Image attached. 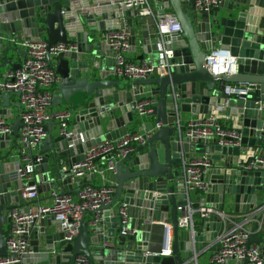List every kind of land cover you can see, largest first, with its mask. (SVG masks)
Returning <instances> with one entry per match:
<instances>
[{
    "label": "water",
    "instance_id": "1",
    "mask_svg": "<svg viewBox=\"0 0 264 264\" xmlns=\"http://www.w3.org/2000/svg\"><path fill=\"white\" fill-rule=\"evenodd\" d=\"M157 1L158 14H172L181 25V32L164 36L169 42L166 48L171 50L168 72L131 80L114 78L111 48L97 33L85 30L83 22L90 13L113 12L118 24L107 29H119L128 11L121 0H0V66L20 67L6 57L8 50L15 49L8 41L12 35L50 44H76L75 49L45 57L49 66L55 64L59 77L51 87V105L69 109L72 120L69 136L59 125L52 134L54 120L46 125L47 135L38 146L42 160L34 166L39 193L59 186L62 194H77L85 182L72 175L71 165L83 159L87 148L121 137L133 123L139 132L149 133L143 143L115 162L109 172L115 192L99 208L102 213L94 223L85 218L93 212L84 210L77 235L67 242L57 220L45 215L39 221L53 224L54 231L44 226L34 229L33 253L15 264H75L78 255L85 256L89 264H199L200 252L217 242L221 216L228 212L250 223L248 245H257L264 257V0H222L219 7L224 12L208 19L191 16L194 0H188L189 11L183 10L181 0ZM102 2L108 6L99 12L96 6ZM214 11L218 13L219 8ZM129 33L128 51L134 52L136 35L130 26ZM141 42L144 53H150L149 38ZM215 47L229 51L234 58L233 73L208 71L205 57ZM227 84L256 88L247 96L226 97L223 89ZM11 94H0L2 106ZM143 99L154 100L149 116L154 123L135 119L134 105ZM224 104L227 116L240 120L239 146L219 145L215 138L192 142L185 136L184 114L206 115ZM7 112L0 107V116L6 117ZM155 123H159L156 128ZM20 125L17 117L10 125L11 134H0V256L6 254V212L23 206L20 189L28 184L16 173L18 155L10 147ZM194 155L204 156L211 167L204 175L206 191L192 198L181 181V169ZM49 158L52 169H48ZM120 203L127 205V226L134 234L120 233ZM209 208L212 212L200 216L202 209ZM189 211L193 212L192 225L179 227V218ZM159 226L161 241L156 242ZM166 251L169 254L162 255ZM236 264L246 261L236 260Z\"/></svg>",
    "mask_w": 264,
    "mask_h": 264
},
{
    "label": "built area",
    "instance_id": "2",
    "mask_svg": "<svg viewBox=\"0 0 264 264\" xmlns=\"http://www.w3.org/2000/svg\"><path fill=\"white\" fill-rule=\"evenodd\" d=\"M155 0H121L127 10L132 11L138 17H150L154 20L155 34L158 40L161 59L158 63L153 60L133 62L128 60L126 54L129 43V20L127 16L121 18L119 29L105 33L104 41L109 45L114 57V72L117 77L136 79L151 76L157 73L168 72V58L171 50L166 48L165 35H173L181 32V25L172 14H158L151 6ZM188 2V0H181ZM222 0H194V11L198 14H209L219 7ZM11 42L26 51V55L17 69L7 70L0 76V93H17L20 103L19 117L21 125L18 131L17 152L19 164L16 168L18 177L25 181L27 186L20 189L24 206H15L6 212L8 222V235L6 238V254L0 256V264L21 263L25 255L33 253L28 236L34 225L45 215L50 214L57 220L61 228L63 239L71 241L78 232L79 222L84 210L93 212L89 222L94 223L102 211L99 208L112 200L115 192L113 184L102 182L100 185L85 183L76 198L69 194H62L57 189L50 191L51 202L49 204H33L38 197L37 184L34 182V166L42 160V154L38 152L40 142L46 137V125L50 120L57 121L62 133L66 136L69 132V110L49 112L51 105V87L58 82L59 77L55 69L46 62L47 55L55 56L59 52L76 48L74 42H56L50 44L45 40H26L22 37L11 36ZM206 66L210 73L220 75L234 72V58L229 51L220 48H212L205 57ZM256 87L252 84H227L223 89L226 97L231 95L247 96ZM153 99H143L134 105L139 118H146L152 114ZM225 105H219L205 116L190 119L186 123L185 136L190 141H204L215 138L219 145L239 146L241 140L240 129L224 124L228 120L225 113ZM155 123L154 127H158ZM0 134H11V126L0 116ZM144 134L139 131H128L115 140H104L90 146L84 152L81 161L71 165L73 176L80 179L87 175H100L113 170L117 160L131 152L136 144L144 142ZM253 152V151H252ZM248 150L249 154H253ZM246 164L245 167H249ZM211 167L206 158L193 159L183 164L182 183L188 192H205L206 183L204 175ZM105 180V179H104ZM25 208L27 210H25ZM212 209H202L200 216L204 217ZM193 212L189 211L179 218V227L192 225ZM118 219L122 224L121 234H134L135 230L128 227V210L125 203H120ZM243 217L221 216L222 230L218 236L219 249L214 255L213 264H226L228 259L246 261V264H264V257L255 244L248 245L249 229ZM109 245V243H104ZM169 251L162 255H168ZM75 264H89L83 255L75 258Z\"/></svg>",
    "mask_w": 264,
    "mask_h": 264
},
{
    "label": "crops",
    "instance_id": "3",
    "mask_svg": "<svg viewBox=\"0 0 264 264\" xmlns=\"http://www.w3.org/2000/svg\"><path fill=\"white\" fill-rule=\"evenodd\" d=\"M157 5H158V1L157 0L151 1L152 8L158 13V9L159 8H158ZM106 6H108V5L102 2L101 4L97 5L96 7H97V9H99V12H101L102 8H104ZM182 8H183L184 11H189L190 7L188 5V2H182ZM217 8H219V12L218 13L216 11H214V9H213L212 12L209 13V14H198V13H196L193 10L191 12V16H201V17H205L207 19L208 18H213L215 15H217V14L219 15L222 12H224V10H225L223 7H221V8L217 7ZM125 16L128 17L129 25H130V27H132L134 29L135 35H136V39H135V44H136L135 48L136 49H135L134 52L127 51L126 56H127L128 60L133 61V62H139L140 61L139 57L141 55H143V60H153L155 63H158L160 61L162 55H161V52L159 51L158 40H157V37H156V34H155L156 32H155L154 20L152 18L148 17V18H146L145 22H142V18L143 17L136 16L130 10L126 11ZM83 22H84L85 30H87L89 32H95V33H97L98 37L104 39L105 33L108 32L107 28L108 27L109 28L116 27V25L118 24V17H117V14L113 13V12L109 13V15L106 14V13H102L101 15H98V14H95V13H90V15H87L86 17H83ZM261 22L264 24V16L262 17ZM12 36H18V35H12ZM18 37H20V36H18ZM145 38H149V40H150L149 46L151 47V52L147 53V54L144 53V49H143L144 45L141 42V39H145ZM7 40L8 39L5 38L4 41H3V46H2V50H1L2 53H3V50L5 48V44H6ZM8 41L10 42V44L15 49L13 51L8 50L6 57L9 60H11L13 63L21 65L26 53L25 54L22 53V52L18 53L17 50H24V49L19 48L18 46L14 45L11 42L10 39ZM71 41H74V39H71ZM155 42H156L157 46L154 45ZM4 57L1 60V64H2V61H3ZM53 65H54L53 67H55V64H53ZM7 70H12V68L10 66L1 65L0 66V76H3ZM114 78L121 79L120 77H117L116 75H115ZM0 94H2V93H0ZM2 103H3V99L0 98V107H2V108L6 107L8 109V112H7L6 117H3V116H1V117L6 121V123L11 125L13 123V121L17 117H19L20 103H19V99H18V94L17 93H12L9 96V99H8L7 103H5V106H2ZM48 110H49V112H57V111H65L66 108H64L63 106L50 105ZM200 116H205V115H203V114H194V113L184 114L182 116V124L184 126H186V123L190 119H193V118H196V117H200ZM150 118L151 117H146L143 120H152ZM228 118H229L228 120H223L225 126L229 125V126H234V127H237V128L240 129V125L241 124H240V120L238 118H235V117L234 118L233 117H228ZM135 119H137L139 121H142V120L139 119V117L137 115H136ZM71 120H72V113H71V116L69 118V122ZM54 122L55 123L53 125H51L52 134H55L57 129H58L57 121H54ZM153 123H154V121H153ZM46 130H48L47 126H46ZM129 131H138L137 130V126L134 123L131 124L130 127H129ZM17 139H18V135L16 137L15 136L11 137L10 147L12 148V152L14 154H16V152H17ZM252 153L254 154L256 152H252ZM194 156H195L194 159L204 158V156H202V155H194ZM48 169H52V161H51L50 158H49V167H48ZM80 180L82 182L90 183L92 185H100L102 182L106 181L107 183L113 184V186H114V182H113V179H112L110 173L105 174V177H101L100 175H96V174L93 175V176L87 175L86 177H83ZM52 189H57V190L61 191L59 186H57V187H51L49 190L45 189L44 191H41L40 193L38 192V197H37V199L34 200L33 204H38V203L39 204H49L51 202L50 191ZM69 194L73 195L76 198V194H73V193H70V192H69ZM191 194H192V198H195V196L198 195V192H191ZM22 204L24 206L26 204V202L22 201ZM227 215L232 216V217L238 216L236 214H232L231 212H228ZM91 217H92V215L87 214L85 218H86L87 221H89L91 219ZM165 224H168V222L165 223ZM41 226H44L45 229L47 231H49V232L54 231V228H55V226L53 224L46 225L44 223H41V221H37V223L34 225L33 229H31V231H30V233H29V235L27 237L29 242L34 239L33 238L34 237V235H33L34 229H38ZM246 227L249 229L250 228V223H248ZM8 228H9V226H8V222H7V225H5V227H4L6 232L8 231ZM161 228L162 227L159 226L158 229H156V232H155V234H156L155 235L156 242H160L161 241V235H162ZM221 230H222V227H221V229L219 231V235H220ZM218 249H219L218 242L211 243V244L207 245L205 247V249L202 252H200V255L197 258L198 263L199 264H213L212 259H213L214 255L217 253ZM230 264H236V260L232 259Z\"/></svg>",
    "mask_w": 264,
    "mask_h": 264
},
{
    "label": "trees",
    "instance_id": "4",
    "mask_svg": "<svg viewBox=\"0 0 264 264\" xmlns=\"http://www.w3.org/2000/svg\"><path fill=\"white\" fill-rule=\"evenodd\" d=\"M229 126V125H228Z\"/></svg>",
    "mask_w": 264,
    "mask_h": 264
}]
</instances>
